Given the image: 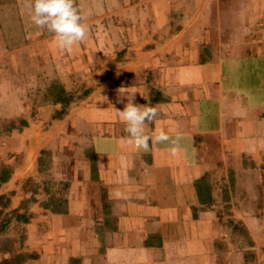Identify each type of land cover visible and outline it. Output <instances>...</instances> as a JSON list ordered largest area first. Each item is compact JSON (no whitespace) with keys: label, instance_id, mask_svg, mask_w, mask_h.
<instances>
[{"label":"crops","instance_id":"1","mask_svg":"<svg viewBox=\"0 0 264 264\" xmlns=\"http://www.w3.org/2000/svg\"><path fill=\"white\" fill-rule=\"evenodd\" d=\"M6 1L0 121L26 125L0 132V238L20 237L0 264H264V0H74L88 33L71 52L46 28L7 45ZM19 66L88 93L59 119L45 102L19 114ZM132 97L167 142H127ZM242 229L253 261L233 247Z\"/></svg>","mask_w":264,"mask_h":264},{"label":"rangeland","instance_id":"2","mask_svg":"<svg viewBox=\"0 0 264 264\" xmlns=\"http://www.w3.org/2000/svg\"><path fill=\"white\" fill-rule=\"evenodd\" d=\"M3 1L2 3V7L0 8V11L2 12L3 16H7L8 14H12L14 13V6L12 4H10L9 2H7L6 0H1ZM26 2L27 0H18V4H17V21L16 20H5L3 19L1 22L3 24V27H7L10 28V24L12 23V27L10 29V32L8 34H6L5 36H3V41H5L7 43V45H12V48L14 46H16L18 49L24 47L25 45H31L32 43L36 42V40H40L41 38H46L48 37V35H46V33L42 32L43 35L38 36L39 34H41V29L37 28L34 24L31 23L30 18L25 19V16H29L28 15V9L26 7ZM17 24L16 27L18 30H16L15 32V26L14 24ZM29 29V30H28ZM47 29V28H46ZM12 32V34H11ZM27 33V34H26ZM39 33V34H38ZM30 37L32 42L27 43L26 42V38ZM22 51H24V49H22ZM18 71V75H17V89H18V100H17V109H18V113H24L26 112V110L31 114H34L32 116H35L37 111L36 108L40 103H47L48 101L45 98V91L47 90V88L53 83V82H58L56 79H54L55 75H53L51 73V71H49L48 73H44L41 71H38L37 73H35V68L33 69H29V68H25V67H18L17 69ZM69 92H72L75 97L77 98L75 102H79L80 99L84 98L86 95H83L85 92H87L88 90H85L84 88H76V90L71 89L68 90ZM9 104L10 101H7L6 103H4L1 108H0V113L1 110L5 108L9 109ZM13 105V103H12ZM48 106V110L50 112V116L53 115V113L58 109V106H54L51 105L49 103H47ZM3 114L5 112H2ZM31 116V117H32ZM52 117V116H51ZM22 116H18V117H14L13 119H6V120H2L0 121V132H8V130L10 129L12 124H15L17 127L20 126V121L22 120ZM1 163V162H0ZM1 165V164H0ZM219 183H221V181H218ZM218 185V184H216ZM216 185H214L215 188ZM222 187V186H220ZM219 187V188H220ZM225 190L223 189L222 192H224ZM218 195V193L216 194ZM244 198V197H243ZM219 199V202L217 203V205H225L227 207V205L225 204V199L226 197H221L218 195L215 197V201H217ZM221 199V201H220ZM62 206H55L56 210H60ZM223 214L222 217H226V221L228 223H231V217L232 213L225 211L222 212ZM18 233L17 231H15V229L11 230L9 232H5L3 233L2 237L0 238V244L4 247H6V249H10V247L13 245L12 242L13 241H18V239L20 237H18ZM239 234H241L242 239L240 244L239 243H234L233 247L235 249H245L244 253L246 255V258L248 259L247 262L253 261L252 259H250L252 252L251 250H247L246 248H249L250 246H252L251 243H249V240L245 237L244 235V230L242 229V231L239 232Z\"/></svg>","mask_w":264,"mask_h":264},{"label":"clouds","instance_id":"3","mask_svg":"<svg viewBox=\"0 0 264 264\" xmlns=\"http://www.w3.org/2000/svg\"><path fill=\"white\" fill-rule=\"evenodd\" d=\"M26 7L31 23L37 28L47 30L54 34L57 46L64 51L71 52L77 44L85 42L87 39V25L82 23L86 19L74 6V0H27ZM121 87L118 92H124ZM131 100L122 111H117L120 120L125 124V132L128 134L127 142L134 144L139 150L145 152L149 150V140L154 143H164L169 140V136L162 130L153 137L145 134V123L154 122L157 116L155 106L134 105ZM117 102H122L118 99ZM179 139V137L177 138ZM175 153L176 149H172Z\"/></svg>","mask_w":264,"mask_h":264},{"label":"trees","instance_id":"4","mask_svg":"<svg viewBox=\"0 0 264 264\" xmlns=\"http://www.w3.org/2000/svg\"><path fill=\"white\" fill-rule=\"evenodd\" d=\"M88 92H85L83 95H86ZM45 98L48 101L47 103L58 106V109L53 113V119L62 118L67 109L76 101V97L72 92L67 91L62 84L59 82H53L45 91ZM20 126L26 125L25 121H20ZM16 125L12 124L10 130L15 129ZM10 170L7 167H0V184L6 182L10 177ZM1 200V199H0ZM28 255H16L13 258V264H20L28 258Z\"/></svg>","mask_w":264,"mask_h":264}]
</instances>
